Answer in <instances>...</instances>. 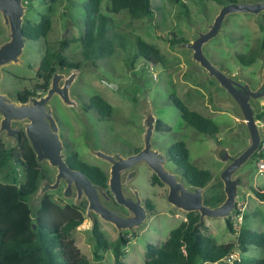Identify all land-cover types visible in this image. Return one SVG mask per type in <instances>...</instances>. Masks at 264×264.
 I'll use <instances>...</instances> for the list:
<instances>
[{
    "label": "rangeland",
    "instance_id": "1",
    "mask_svg": "<svg viewBox=\"0 0 264 264\" xmlns=\"http://www.w3.org/2000/svg\"><path fill=\"white\" fill-rule=\"evenodd\" d=\"M100 1V11L112 18V30L124 37L127 48L124 50L117 44L111 57L97 60L94 64L82 60L81 45L78 41H72L61 53L71 63L80 65L78 75L70 86L71 97H77L79 100L78 107L81 108V103H86L92 95L98 94L112 105V117L109 120H100L93 111L84 112L66 106L57 96H53L50 104L60 123L61 139L73 145L80 160L89 165L99 166L109 176L110 164L95 156L92 151L100 150L108 154L128 156L134 149L142 147L145 130L143 110L144 102H147L155 117L171 128L168 132H153L154 148L166 153L172 143L182 140L189 150L191 163L212 173V180L203 191L204 197L211 195L218 189L216 184L220 181L215 178H219L224 164L215 155L216 146L221 145L227 148L230 154H236L248 144V140L243 134L236 132L239 126L236 111L232 108H222L215 101V98L229 101L227 92L224 89H217L218 82L206 76L200 65L193 60L190 49L178 45L193 41L196 36L195 30L204 32L206 26L212 23L219 12L221 5L212 0H184L187 6L186 15L181 5L171 4L168 0H152L158 11L151 17L133 19L127 10L118 13L108 12L109 1ZM258 1L264 0L239 2ZM86 2L87 0L23 1L26 7L24 22H37L41 15H47L51 21V29L44 42L26 43L21 55L22 64L10 63L4 67L14 72L15 78H2L3 89L7 86L19 90L23 87L31 89L41 82L35 71L44 47L56 50L59 49L60 41L75 39L81 35L84 29ZM263 15L264 11L259 15L244 12L228 14L218 34L206 42L202 49L204 55L214 65L229 75H239L252 87L260 85L264 71V52L259 49V41L263 37L261 28L264 23ZM0 25L1 42L6 38V27H3L1 22ZM173 36L182 38L183 41L172 45L169 39ZM138 40L153 44L159 50L162 61L148 63L142 58L131 61ZM250 51H257V59L250 65H241L237 56L248 54ZM58 72L67 76L71 70L64 69ZM235 78L238 80L237 76ZM171 94L179 97L189 109L210 119L218 127L217 135L212 138L187 126L171 102L169 98ZM258 101L261 104L258 105L257 112L264 116V100L260 98ZM256 120L259 126H264L262 118ZM18 123L13 124L21 128ZM0 140L13 147L17 158L21 156L22 150L29 146L26 138L15 146L2 135ZM16 162L17 159L14 157L7 169L0 174V182H8L11 176L22 181L23 176ZM38 165L46 174L44 179L53 180L56 169L46 161ZM165 167L177 173L172 162L166 161ZM131 170L134 176L125 187L126 192L130 189L136 190L142 200H149L154 207L148 212L143 224L132 230L118 231L113 224L95 214L94 217L104 237L111 244L120 236L128 239V244L124 247L123 261L129 264H143L146 245L163 242L169 231L185 219L187 212L174 207L166 200L167 186L151 182L153 172L146 163L136 164ZM240 173L245 177V183L244 186L238 187L236 199L246 205V210L245 217L236 222V225L257 232L264 231V202L252 192L253 187L264 188V174L257 173L253 156L237 170L236 174ZM63 186L61 184L56 190H47L43 195L48 194L61 205L75 204L74 197L66 198L62 195ZM41 198H38L37 194L31 197L30 205L33 212L38 209ZM253 209L258 211L257 214L252 213ZM79 216L82 217V224L72 231L71 237L80 253L87 258L88 264H114L111 248L99 252L101 258L94 255L92 223L86 216V207H82ZM202 220L204 222L202 231L212 236L217 243L236 240V234L227 229L225 219ZM238 253L243 258H259L263 251L254 247L243 253L237 251ZM216 264L226 263L220 261Z\"/></svg>",
    "mask_w": 264,
    "mask_h": 264
},
{
    "label": "trees",
    "instance_id": "2",
    "mask_svg": "<svg viewBox=\"0 0 264 264\" xmlns=\"http://www.w3.org/2000/svg\"><path fill=\"white\" fill-rule=\"evenodd\" d=\"M107 11L118 13L127 10L130 17L139 19L153 16L158 9L152 0H108ZM171 4L181 5L187 14L184 0H168ZM216 4L224 5L237 0H212ZM100 0H87L84 5V29L78 38L60 41L59 49L47 48L42 57L38 72L51 77L57 65L61 67H80L71 63L61 51L69 46L72 41L81 45V57L85 62L94 64L97 60L109 58L114 54L118 44L124 50L127 44L124 37L112 30L113 20L100 11ZM263 37L259 41V49L264 52V23L261 26ZM51 29V21L47 15H41L37 22L26 21L23 24V34L28 43H42ZM183 41L182 38L173 36L170 44ZM131 61L142 58L145 62L156 63L162 61L159 50L151 43L138 40L134 46ZM241 65H250L258 57L257 51L237 56ZM170 100L180 112L181 118L187 126L200 133L214 138L218 127L208 118L187 105L174 94ZM89 109H92L98 119L109 120L112 117L113 107L102 96L94 94L89 99ZM258 113L256 119H261ZM160 132L170 131V126L158 119ZM66 160L68 164L85 173L96 185L103 189L108 188L107 173L96 165H89L79 159L78 153L71 145L67 147ZM170 161L175 171L181 175L186 185L206 187L212 180V173L206 169H199L189 160V150L182 140H177L168 148ZM254 153L253 157L255 158ZM17 159L23 179L17 180L11 176L8 182H0V264H88L87 258L75 246L71 233L82 224L79 216L85 202L81 204L66 203L61 205L51 196H42L38 209L33 212L30 199L39 188L40 181L46 178L45 172L36 162L31 147L27 146L17 158L13 147L7 146L0 140V174L9 166L13 158ZM152 183L161 184L155 174L151 176ZM218 189L211 195L204 197V202L210 206L219 205L225 198L222 182L216 184ZM253 194L264 201V188L253 187ZM150 210L153 205L148 203ZM245 217V215H244ZM243 217V218H244ZM229 231L236 234V240L227 243H217L214 238L202 231L204 225L198 212H187L185 219L169 231L168 237L160 244L148 243L146 245L145 260L143 264H213L220 262L226 255L239 251L247 252L251 248L263 251L259 258H243L235 264H264V231H253L249 228L233 226L230 217L225 218ZM94 239V255L101 258L99 252L109 248L112 250L114 264H129L123 261L124 247L128 239L120 236L111 244L99 229L97 221L92 225Z\"/></svg>",
    "mask_w": 264,
    "mask_h": 264
},
{
    "label": "water",
    "instance_id": "3",
    "mask_svg": "<svg viewBox=\"0 0 264 264\" xmlns=\"http://www.w3.org/2000/svg\"><path fill=\"white\" fill-rule=\"evenodd\" d=\"M26 7L23 0H0V12L4 23L8 26L9 40L0 46V66L9 62L22 63L20 58L26 39L22 31L23 16ZM264 11V1L258 2H229L221 8L212 23L206 26L204 32L196 31V36L191 42L179 43L178 46L190 49L192 58L196 61L208 77L214 78L219 86L224 89L230 100L224 101L215 98L222 108H232L239 118L236 132H240L248 140V144L236 154H230L228 149L217 145L215 155L224 162L217 181L222 182L224 200L217 206H210L204 202V187L186 185L183 178L165 167L166 154L152 148V135L157 130L158 120L152 113L147 102H144V146L137 152L122 157L119 154H108L100 150L94 154L110 164L108 188L93 183L83 172L72 168L64 159L63 146L58 135V126L48 108V101L57 94L66 105L77 106V102L69 93V86L78 75L77 68L65 76L55 71L51 79V86L45 96L31 98L28 102L12 103L0 94V133L12 144L19 139L18 127H12V121H23L26 137L35 154L36 162H47L56 169L54 180L43 179L39 185L37 196L41 198L45 191L56 190L61 182L65 187L62 194L66 198L73 197L75 204L80 199L86 198V216L91 223L95 222L96 214L100 219L115 226L118 231L132 230L143 224L147 218V208L141 202L136 190L128 193L125 190L127 182L132 178L128 176L122 181L125 172L132 174V167L139 163H146L159 181L166 185L168 190L166 200L174 207L185 212H198L200 220L203 218H227L234 210L238 187L244 186L245 177L237 170L248 161L258 149L264 136V126H259L256 120L258 99L264 100V71L258 88L252 90L248 84H242L235 75H229L214 65L204 55L203 45L215 37L221 29L225 17L233 12H244L259 15ZM64 80L63 86L59 85ZM239 112H238V111ZM264 122V116L261 117ZM114 200L115 203L127 208L129 214H123L106 201Z\"/></svg>",
    "mask_w": 264,
    "mask_h": 264
},
{
    "label": "flooded vegetation",
    "instance_id": "4",
    "mask_svg": "<svg viewBox=\"0 0 264 264\" xmlns=\"http://www.w3.org/2000/svg\"><path fill=\"white\" fill-rule=\"evenodd\" d=\"M24 1V0H23ZM240 0H237V2H239ZM263 17H264V15H263ZM0 22L2 23V26L4 27H6V38H3L2 40H1V42H0V46L3 44V43H5L6 41H8L9 40V37H8V26L4 23V19H3V16H2V14H1V12H0ZM26 22H24V20H23V23H22V31H23V24H25ZM1 26V25H0ZM25 37V36H24ZM25 39H26V37H25ZM26 43H27V40H26ZM26 46V45H25ZM48 47H44V50H43V54H42V57L44 56V52H45V50L47 49ZM24 49H25V47L23 48V52H24ZM22 52V53H23ZM22 55V54H21ZM42 57H41V59H42ZM20 58H21V56H20ZM41 59H40V61H41ZM21 60H22V58H21ZM22 62H23V60H22ZM10 63H14V62H9V63H7V64H4V65H2V66H0V94L1 95H3V96H5L7 99H9L12 103H19V102H28L31 98H40V97H42V96H45L46 94H47V91H48V89L50 88V86H51V79H52V76H53V74L51 75V77L49 78V77H47V75H48V71H46L45 73H39L38 72V67H39V65H38V67H37V69H36V71H35V74L37 75V77H38V79H40L41 80V82H39L38 84H36L35 86H33V88H31V89H29V88H26V87H23L22 88V90H19V89H17V88H15V89H12V88H8V86L7 87H5L4 89L2 88V86H1V80H2V78H4V77H13V78H15V73L14 72H12L11 70H7V69H5L4 67L6 66V65H8V64H10ZM14 64H22V63H14ZM39 64H40V62H39ZM74 68H77V70L79 69V67H69V68H66V67H61L60 65H57L56 66V69H55V71H60V70H64V69H66V70H71V72H72V70L74 69ZM54 71V72H55ZM53 72V73H54ZM62 74V73H61ZM237 76V78H238V80L242 83V84H248L249 86H250V84L246 81V80H243L239 75H236ZM63 84H64V80H60L59 81V85L60 86H63ZM71 86V85H70ZM70 86H69V93H70ZM259 86H254V87H252V86H250V88L252 89V90H255L256 88H258ZM70 95H71V93H70ZM53 96H57L59 99H60V97L57 95V94H54ZM53 96L51 97V99L53 98ZM93 96V95H92ZM91 96V97H92ZM90 97V98H91ZM73 99H75L76 100V102H77V106L76 107H74V106H72V105H66L61 99V101H62V103H64V105H66V106H69V107H73V108H78V110H83L84 112H89V111H93L92 109H89V104H88V102H89V100L86 102V103H81V108H79L78 106H79V100L77 99V97H72ZM51 99L48 101V108L50 109V111H51V113H52V116H53V118H54V120H55V122H56V124H57V126H58V135H59V138H60V140H61V142H62V146H63V150H62V152L64 153V159L66 160V157H67V147L69 146V145H71L72 146V148H73V145L70 143V142H65V141H63L62 139H61V136H60V134H59V130H60V123H59V121H58V119L56 118V116L54 115V113H53V108H52V106H51V104H50V101H51ZM259 104H261V102L260 101H258V105ZM258 105H256V106H258ZM259 107V106H258ZM263 106H261V108H262ZM94 112V111H93ZM95 113V112H94ZM258 113H261V112H257L256 113V115L255 116H257L258 115ZM96 114V113H95ZM263 116V115H262ZM1 119H2V117L0 116V121H1ZM111 119V118H110ZM158 120V119H157ZM27 120H23V121H12V127H18V130H19V134H20V136H19V139L17 140V142L15 143V144H12L11 142H10V144L12 145V146H15V145H17L19 142H21V141H23V140H25V138L27 139V137H26V133H25V126H24V123L26 122ZM14 122H19L18 124H20L22 127L20 128V126L19 125H14L13 123ZM156 131H158V132H160L159 130H158V127H157V130ZM3 134H4V132H2V133H0V135H2L3 136ZM2 141V140H1ZM27 141H28V139H27ZM28 144H29V147H31V145H30V143H29V141H28ZM143 146H144V143H143ZM142 146V147H143ZM142 147H140V148H136V149H134L133 150V152L132 153H135V152H137V151H139ZM152 148H154V146H153V144H152ZM31 149H32V147H31ZM155 149V148H154ZM33 150V149H32ZM158 150V149H157ZM160 151V150H159ZM92 153L94 154V151H92ZM132 153H130V154H132ZM163 153V152H162ZM129 154V155H130ZM164 154H166V156H167V158H166V161H170V155H169V153H168V149H167V151H166V153H164ZM35 155V154H34ZM95 155V154H94ZM96 156V155H95ZM122 157H127V156H122ZM103 160V159H102ZM67 161V160H66ZM48 162V161H47ZM171 162V161H170ZM56 174V173H55ZM154 174V173H153ZM108 175V174H107ZM123 176H124V178L125 179H123ZM128 176H131V177H133L134 176V174H133V172H132V174L131 173H129L128 171L127 172H125V173H123V175H122V181H125L126 180V178L128 177ZM54 178H55V175H54ZM54 178H53V180H54ZM48 180H50L51 182L53 181V180H51V179H49L48 178ZM131 180V179H130ZM130 180L127 182V184H126V186L125 187H127L128 186V184H129V182H130ZM61 184H63L64 186H63V189H64V187H65V184H64V182H61L60 183V185ZM60 187V186H59ZM58 187V188H59ZM57 188V189H58ZM63 189H62V191H63ZM132 190L133 189H130L129 190V192L128 193H132ZM63 195V194H62ZM75 193H74V195H73V197H74V199H75ZM86 203L85 204V207H87V201H86V198L85 197H83L82 199H80V201H79V203L78 204H81V203ZM141 202H142V204H144V206H145V208H147V211L149 212V211H151L150 210V208L148 207V203H150V201L149 200H142L141 199ZM75 203V202H74ZM106 204H108V205H111V206H113L114 208H116L117 210H119L120 212H122L123 214H129V212H128V210H127V208H125V207H123L122 205H119V204H117V203H115V201L112 199V200H110V201H106L105 202ZM77 204V205H78ZM148 212H147V216H148ZM94 215V214H93ZM96 215V214H95ZM96 221V220H95ZM94 224V223H93ZM92 224V225H93ZM139 227V226H138ZM136 228V227H135Z\"/></svg>",
    "mask_w": 264,
    "mask_h": 264
},
{
    "label": "built area",
    "instance_id": "5",
    "mask_svg": "<svg viewBox=\"0 0 264 264\" xmlns=\"http://www.w3.org/2000/svg\"><path fill=\"white\" fill-rule=\"evenodd\" d=\"M255 154H256L255 169L257 170V173L264 174V136ZM245 210H246V205L244 203L237 201L236 199L235 208L233 212L229 215L233 226L237 227L236 222H239L241 221V219H243ZM237 260H239V256L234 252L226 255L223 259H221V261H223L226 264H235Z\"/></svg>",
    "mask_w": 264,
    "mask_h": 264
},
{
    "label": "crops",
    "instance_id": "6",
    "mask_svg": "<svg viewBox=\"0 0 264 264\" xmlns=\"http://www.w3.org/2000/svg\"><path fill=\"white\" fill-rule=\"evenodd\" d=\"M261 202H264V201H261ZM253 210H254V211H252V213L257 214L258 211H257L256 209H253ZM234 253L237 254V251H236V252L234 251ZM237 255L239 256V253H238ZM239 257H240V256H239ZM213 264H216V263H213Z\"/></svg>",
    "mask_w": 264,
    "mask_h": 264
}]
</instances>
